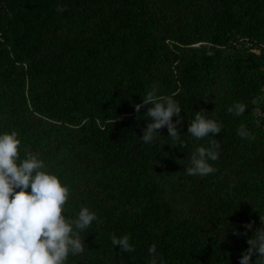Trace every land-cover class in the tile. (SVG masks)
<instances>
[{
    "label": "trees",
    "instance_id": "1",
    "mask_svg": "<svg viewBox=\"0 0 264 264\" xmlns=\"http://www.w3.org/2000/svg\"><path fill=\"white\" fill-rule=\"evenodd\" d=\"M153 85L178 101L188 147L166 127L141 141L151 105H134ZM201 110L222 127L198 140ZM13 130L21 160L36 154L69 187L64 215L103 221L65 264H150L153 244L157 264H240L264 227V0H0V134ZM212 141L216 172L189 175Z\"/></svg>",
    "mask_w": 264,
    "mask_h": 264
},
{
    "label": "clouds",
    "instance_id": "2",
    "mask_svg": "<svg viewBox=\"0 0 264 264\" xmlns=\"http://www.w3.org/2000/svg\"><path fill=\"white\" fill-rule=\"evenodd\" d=\"M146 105H151L145 113L150 122L143 128L141 141L152 143L159 136L158 130L166 127L173 147L177 143L182 149L188 147L177 127L183 120L179 118L181 108L178 101L172 96L158 95L153 85L141 103L134 105L135 112L139 114ZM228 111L239 116L246 111V105L236 103ZM173 117L177 118L175 122ZM206 117L203 110L196 112L188 126L187 132L198 140L210 133L215 136L221 132L222 125ZM237 132L242 138H254L243 124ZM18 135L15 130L0 134V264H65L69 253L77 255L85 250L84 236L80 233L93 221H103L85 206H81L75 218L64 215L69 187L50 173L36 154L26 152L21 160ZM219 147L216 141H212L208 148L198 147L191 156L187 173L201 177L215 173L216 169L209 161L218 159ZM29 187L30 192L26 191ZM244 227L251 229L252 222ZM254 233L255 236L247 240L249 247L241 254L240 264H254L250 259L254 254L264 257V227L257 228ZM233 234L238 233L234 231ZM129 241V235L117 238L113 234L111 237L112 244L119 245L124 252L135 250ZM148 251L153 255L150 264H157L155 244Z\"/></svg>",
    "mask_w": 264,
    "mask_h": 264
}]
</instances>
